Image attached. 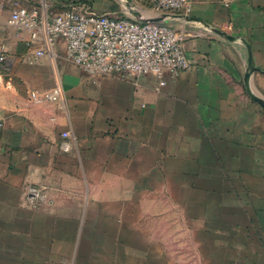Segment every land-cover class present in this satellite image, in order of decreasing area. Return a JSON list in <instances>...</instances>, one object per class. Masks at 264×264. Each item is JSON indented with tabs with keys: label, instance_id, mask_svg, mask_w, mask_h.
<instances>
[{
	"label": "crops",
	"instance_id": "0c3cea01",
	"mask_svg": "<svg viewBox=\"0 0 264 264\" xmlns=\"http://www.w3.org/2000/svg\"><path fill=\"white\" fill-rule=\"evenodd\" d=\"M49 1L164 17L189 34L190 67L158 90L150 74L90 76L62 40L54 59L36 56L9 24L34 0H0V264H139L145 209H183L185 224L237 242L241 264H264V106L252 98L264 100V0H194L175 17L150 0Z\"/></svg>",
	"mask_w": 264,
	"mask_h": 264
},
{
	"label": "built area",
	"instance_id": "2783aa9c",
	"mask_svg": "<svg viewBox=\"0 0 264 264\" xmlns=\"http://www.w3.org/2000/svg\"><path fill=\"white\" fill-rule=\"evenodd\" d=\"M31 6L16 3L9 24L27 33L26 43H39L36 56L56 57V43L62 40L66 58L90 76H117L136 80L144 75L158 79V90L166 84L165 74L175 77L189 69L184 49L187 32L160 18L111 16L95 12L86 2H75L54 11L49 0H34ZM194 0H150L159 14L175 17L189 14ZM6 60L0 52V63ZM57 90L32 92V97L51 98ZM65 137L70 132L63 133ZM62 147L68 149L67 144ZM42 193L28 187L25 199L35 204ZM69 264V263H61Z\"/></svg>",
	"mask_w": 264,
	"mask_h": 264
},
{
	"label": "rangeland",
	"instance_id": "374dc122",
	"mask_svg": "<svg viewBox=\"0 0 264 264\" xmlns=\"http://www.w3.org/2000/svg\"><path fill=\"white\" fill-rule=\"evenodd\" d=\"M132 3L130 7L136 6ZM174 196L182 200L183 194ZM154 211L139 214V264H241V257L233 254L237 242L219 239L215 225L199 219L185 224L183 209H176L169 220L167 209Z\"/></svg>",
	"mask_w": 264,
	"mask_h": 264
},
{
	"label": "water",
	"instance_id": "95a60500",
	"mask_svg": "<svg viewBox=\"0 0 264 264\" xmlns=\"http://www.w3.org/2000/svg\"><path fill=\"white\" fill-rule=\"evenodd\" d=\"M134 16H135V18H139L137 12L134 13ZM252 98H253L254 100H256L258 103H260L262 106H264V100H262V99H260V98H258V97H256V96H253V95H252Z\"/></svg>",
	"mask_w": 264,
	"mask_h": 264
}]
</instances>
